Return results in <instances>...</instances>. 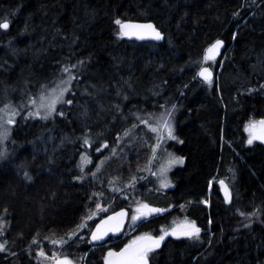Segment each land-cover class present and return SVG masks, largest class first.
<instances>
[{
    "label": "trees",
    "instance_id": "16d2710c",
    "mask_svg": "<svg viewBox=\"0 0 264 264\" xmlns=\"http://www.w3.org/2000/svg\"><path fill=\"white\" fill-rule=\"evenodd\" d=\"M4 19L0 117L6 105L20 114L0 141V264H36V252L57 243L74 263L103 264L109 249L185 218L199 240L168 238L149 264H264V147L245 133L264 119V0H0ZM118 19L152 23L162 43L124 40ZM217 39L225 47L207 84L197 71ZM70 74L64 101L72 103L47 119L29 116L31 101ZM165 108L177 137L166 148L184 162L168 175L172 187L158 191L143 176L154 134L138 117ZM138 202L163 211L85 255L93 223Z\"/></svg>",
    "mask_w": 264,
    "mask_h": 264
},
{
    "label": "snow or ice",
    "instance_id": "6c2138e0",
    "mask_svg": "<svg viewBox=\"0 0 264 264\" xmlns=\"http://www.w3.org/2000/svg\"><path fill=\"white\" fill-rule=\"evenodd\" d=\"M117 24L121 25V35H136L142 38L144 35H151L156 40L163 39V34L151 23L144 24V25H129V24H122V22L118 19L116 20ZM9 22L7 19H4L0 22V29H8ZM127 29H137V31H127ZM223 45V41L217 39L214 44L210 46L208 52H211L213 55H205V60L214 59L215 54L218 53L220 47ZM72 67H75L73 65ZM65 72H69L68 68L64 69ZM199 75L203 77L206 82L211 83V76L212 73L206 67H201ZM75 77L69 75L68 81H61V84H68L72 79ZM45 87V86H42ZM68 91L67 87H56L49 90L48 94L45 95L44 92L40 94V103L37 106V110L35 112H30L29 116H40L41 119H47L53 113L56 112V106L60 102H66L71 104V100L64 101V94ZM31 103L36 105V101L32 100ZM9 106L6 105L5 108L7 109ZM163 108V105H161ZM175 105H172V109H175ZM41 110H43V115L41 116ZM20 112L18 110L13 109L11 115H19ZM60 115H64L63 112L59 113ZM172 111L166 110L164 113L161 114L160 117L155 118V122H151L150 120H146L143 117H138L140 122L145 124L150 128L153 133H158L156 139L157 141H162L166 137L170 139H177V137L173 134L174 128L171 122ZM15 121L11 118L7 119L6 121L3 117H0V141L6 140L9 138V131L10 129L7 127L8 125L14 124ZM245 130L249 133L248 143L252 144L254 140H264V119L259 121H250L248 125H246ZM127 134V133H125ZM84 144H89V139L87 137L84 138ZM182 143V141H181ZM153 152H155L156 148L159 147V143L153 145ZM97 151L100 149L97 148ZM4 152H0V158L4 157ZM168 166H171L175 163H183L184 157L182 156H174L173 154H168ZM82 159L85 162H90L87 157L82 156ZM83 171V168L81 169ZM162 179L160 180L162 187H168L169 182L167 181L166 173L167 168L162 167L160 169ZM155 175V173H154ZM26 179H31L27 172H25ZM80 179V177H77ZM223 184V181H221ZM225 198H229V194L227 192V188H225ZM97 208H100V205H96ZM6 211V210H5ZM163 209L153 208L148 204H141L136 209V214L132 216V220L135 221L141 216H148L154 212H161ZM243 215V213H241ZM126 214L121 211L119 213H115L113 216L107 218V220L101 221V224L96 226V230L92 232V240L93 241H101L109 232H118L123 223V217ZM89 219L91 217H88ZM86 225H79L78 227H85ZM201 229L197 227L196 222L194 220L189 221L187 218L178 225L177 227H173L170 230H161V234L158 236H153L150 234H143L141 236H137L134 240L130 241L126 244L122 249L118 252L112 249H109L107 254L104 256L105 264H149V254L152 253L155 249H158L161 245V242L165 239L166 236L169 234L173 236H183L188 238H194L199 240L200 238ZM70 236L75 235V233H70ZM35 242V241H34ZM53 243H56L53 241ZM66 243V241L64 242ZM5 244L0 243V250H4ZM39 256H45V252L40 250L38 252ZM56 264H73V261L65 256L62 260H57Z\"/></svg>",
    "mask_w": 264,
    "mask_h": 264
},
{
    "label": "rangeland",
    "instance_id": "374dc122",
    "mask_svg": "<svg viewBox=\"0 0 264 264\" xmlns=\"http://www.w3.org/2000/svg\"><path fill=\"white\" fill-rule=\"evenodd\" d=\"M202 64L205 65L206 64L205 61ZM204 65H201V67L204 66ZM213 65H214V62L213 63L211 62V65H209V66H211V68H212ZM199 71L200 70L197 71V75H198ZM213 82H214V79L211 80V83L207 82V84H212ZM215 83H217L216 80H215ZM68 84H66V85L63 84V85H61L59 87H67L68 88ZM44 94L47 95L46 93H44ZM39 103H40V99L37 101L36 105H33L31 103V106H33V108H32V111L31 110H29V111L30 112H35L37 110V106H38ZM12 110H13V108H9V107L7 109L5 108L2 111V113H1V117H3V119L5 121L7 119H9V118L14 119L15 116L11 115ZM166 110H169V109H166V108L165 109H162L161 111L157 112L156 115L147 116L144 119L150 120L151 122L154 123L155 122V118L160 117L161 114L164 113ZM42 115H43V110H41V116ZM35 117L41 119L40 116H35ZM171 122H172V125H173V128H174V113L173 112H172ZM245 128H246V125H245ZM146 129H148L150 132H152L148 126H146ZM245 133L247 134V136L249 138V133L246 130H245ZM153 134H154V144H152L150 146L151 147L150 148L151 149V153L148 154V156L149 155L150 156L148 157L147 163H145L144 166H143V171H144V175L143 176L146 177V178L147 177L152 178L153 182L156 184V189L158 191H165V190L170 189L172 187V184H171L170 179H169V176H168L169 173L173 169H175L178 166H180L181 163H175V164H172L171 166H168V158H169L168 157V154L170 152L167 150L166 146H167L168 142L174 141V139L167 138L166 137V133H165V139L158 142L157 139H156L158 133H153ZM157 143H159V147L156 148L155 152H153V147L152 146L153 145H156ZM145 147L146 146L144 145V148ZM132 148H134V146H132ZM102 150L103 149L101 147V149L99 151H97V153L101 152ZM131 156H134V154H132ZM132 160H133V157H130V162L131 163H132ZM88 163L89 162H85V164H88ZM162 167H166L167 168V171H166V173H164V175H166L167 181L169 182L168 187H162L161 186V183H160V180L162 179V175H161L160 169ZM154 173H155V175H154ZM118 193H119V191H117V194ZM207 196H206V198H207ZM200 203L202 204V206H208L207 199H204V200L200 201ZM139 205H141L140 202L134 203V205L131 206L130 213H129V223H128V227L126 229V232H125L124 236L121 239H123V238L126 239V238L130 237L132 235V232H133L131 230H133L140 222L145 221V220L149 219L150 217H152L155 213H158V212H154V213H152L151 215H148V216H141L137 220L133 221L132 220V216L136 214V209H137V207ZM81 229H83V227H81ZM109 245H110V243L107 244V245H105L104 247H107ZM59 246H60V243H57L55 246H53L51 248L46 247V249H43V251L45 252V256H39L38 255V252L40 250H38L36 252V261H35L36 264H55L57 262V260H62L64 258V256L62 255V252H61V249H60ZM87 253L88 252H86L85 255H87ZM80 261L83 262V259L80 260ZM79 262L77 261L76 263H73V264H80Z\"/></svg>",
    "mask_w": 264,
    "mask_h": 264
},
{
    "label": "water",
    "instance_id": "95a60500",
    "mask_svg": "<svg viewBox=\"0 0 264 264\" xmlns=\"http://www.w3.org/2000/svg\"><path fill=\"white\" fill-rule=\"evenodd\" d=\"M122 24H129V25H144V24H149V22H132V21H127V22H122ZM119 29H120V32H121V25H119ZM1 30H2V31H5L6 29H1ZM127 31H137V29H127ZM122 37H123V39L126 40V41H132V42H137V43H142V42H152V43H155V44H160V43H162V41H163V39H161V40H156V39H155L154 37H152L151 35H144L142 38H140V37H138V36H136V35H122ZM213 44H214V43H213ZM224 47H225V45H224V43H223V45L220 47L218 53L215 54L214 59H209V60H206V61H208V62H212V61H217V60H219V58H220V56H221V54H222V52H223V50H224ZM209 48H210V47H209ZM209 48H208V49H209ZM208 49L206 50L205 55H206V54L209 55V56L213 55L211 52H208ZM205 55H204V57H205ZM208 69H209V68H208ZM209 71L212 73V71H211L210 69H209ZM199 72H200V71H199ZM212 77H213V73H212L211 79H212ZM198 79L201 80V81H205V80L203 79V77L199 75V73H198ZM255 141H256L258 144H260L261 146L264 147V140H255ZM217 186H218L219 193H220V196H221L223 202H224L225 204H227L228 201H229V198H228V199L225 198V188H227V192H228L229 197H230V192H229V189H228L227 185H226L224 182H223V184H221V181H218V182H217ZM121 211H123L126 215L123 217V223H122V226H121L120 230H119L118 232H115V233H113V232H109V233L103 238V240H101V241H93V240H92V232H94V231L96 230V226L99 225V224H101V221L107 220L108 217L113 216L115 213H119V212H121ZM126 222H127V211H126V210H123V209L118 210V211H115V212H113V213H111V214H108V215L102 217L100 220H98V221L95 223V225L93 226V228H92V230H91V232H90V234H89V237H88V240H89V243H90L89 251L92 250V249H94V248H100V247H103V246L107 245L109 239H117V238H120V237L123 235V233H124L125 226H126ZM168 238H179V239H180V238H188V237H183V236H179V237H178V236H173V235L169 234L168 236L165 237V239L161 242V244H162L166 239H168ZM122 248H123V247H122ZM122 248H121V249H122ZM118 251H119V250H118ZM118 251H117V252H118ZM55 264H56V263H55ZM103 264H105V261H104Z\"/></svg>",
    "mask_w": 264,
    "mask_h": 264
},
{
    "label": "bare ground",
    "instance_id": "6f19581e",
    "mask_svg": "<svg viewBox=\"0 0 264 264\" xmlns=\"http://www.w3.org/2000/svg\"><path fill=\"white\" fill-rule=\"evenodd\" d=\"M56 44V43H55ZM55 48V47H54ZM56 50V49H55ZM54 53V52H53ZM198 68V67H197ZM200 68V67H199ZM220 70V69H219ZM221 71V70H220ZM217 75V74H216ZM218 75H219V73H218ZM216 78V77H215ZM218 83H220V82H218ZM219 91V90H218ZM172 108V107H171ZM32 122V121H31ZM34 125H36V124H34ZM146 126V125H145ZM132 129V128H131ZM129 130V129H128ZM144 130V129H143ZM133 132V131H132ZM117 136V135H116ZM142 136V135H141ZM134 137V136H133ZM136 138V137H135ZM119 139V138H118ZM138 139V138H137ZM116 140V139H115ZM127 142V141H126ZM95 143V142H94ZM120 143V142H119ZM97 144V143H96ZM122 144V143H121ZM120 144V145H121ZM128 144H129V142H128ZM130 144H131V142H130ZM99 146V145H98ZM128 146V145H127ZM131 146V145H130ZM125 147V146H124ZM143 147V146H142ZM171 147V146H170ZM114 149H116V148H114ZM141 150H142V148H141ZM172 150V149H171ZM130 151H131V149H130ZM22 152V151H21ZM122 152V151H121ZM134 152H136V151H134ZM124 153V152H123ZM80 154V153H79ZM118 154V153H117ZM125 154V153H124ZM128 154V153H127ZM112 155H113V153H112ZM140 155V154H139ZM150 156V155H149ZM149 156H147V157H149ZM118 157H120V155L118 156ZM134 157V156H133ZM114 159V158H113ZM112 159V160H113ZM122 159H124V158H122ZM91 160V159H90ZM128 160H130V159H128ZM75 161V160H74ZM123 161V160H122ZM125 161V160H124ZM144 161V160H143ZM150 161V160H149ZM145 162V161H144ZM74 163V162H73ZM102 163V162H101ZM32 164V163H31ZM125 164V163H124ZM145 164V163H144ZM19 165V164H18ZM119 165V164H118ZM130 165V164H129ZM133 165V164H132ZM142 165V164H141ZM78 166V165H77ZM101 166V165H100ZM124 166V165H123ZM28 167H29V165H28ZM30 167H32V166H30ZM75 167V166H74ZM104 167V166H103ZM115 167H116V165H115ZM134 167V166H133ZM132 167V168H133ZM111 168V167H110ZM118 168H120V167H118ZM142 168V167H141ZM140 168V169H141ZM22 169V168H21ZM20 169V170H21ZM29 169V168H28ZM117 169V168H116ZM122 169V168H121ZM137 169H138V167H137ZM145 169V168H144ZM123 170V169H122ZM135 170V169H134ZM139 170V169H138ZM29 171V170H28ZM121 171V170H120ZM136 171V170H135ZM142 171V170H141ZM27 172V171H26ZM114 172V171H113ZM117 172V171H116ZM140 172V171H139ZM19 173V172H18ZM21 173V172H20ZM121 173V172H120ZM22 174H23V172H22ZM29 174V173H28ZM115 174V173H114ZM16 175V174H15ZM25 175V174H24ZM121 175V174H120ZM20 177H21V174L19 175ZM135 177V176H134ZM17 179H19V178H17ZM136 180V179H135ZM145 180V179H144ZM150 180H152V179H150ZM127 181V180H126ZM129 182V181H128ZM146 183V182H145ZM123 186V185H122ZM121 186V187H122ZM129 186V185H128ZM117 187V186H116ZM146 187H147V185H146ZM149 187V186H148ZM108 188V187H107ZM115 188V187H114ZM152 188V187H151ZM136 190V189H135ZM139 190V189H138ZM111 191V190H110ZM157 191V190H156ZM113 192V191H112ZM144 192V191H143ZM111 193V192H110ZM135 194V193H134ZM115 195V194H114ZM124 195V194H123ZM144 195V194H143ZM125 196V195H124ZM113 198H114V196H113ZM141 198V197H140ZM136 199V198H135ZM204 200V199H203ZM128 201H130V199L128 200ZM207 203H208V200H207ZM200 205H202L201 203H199ZM115 205V204H114ZM122 205V204H121ZM132 205V204H131ZM130 207V206H129ZM205 207H208V206H205ZM117 208V207H116ZM114 209V208H113ZM92 221V220H91ZM93 225H94V223H93ZM83 234V233H82ZM68 235V234H67ZM66 244V243H65ZM28 251V250H27ZM76 251V250H75ZM82 251V250H81ZM30 252V251H29ZM60 252V251H59ZM62 252V251H61ZM50 253V252H49ZM81 257V256H80ZM86 258V257H85ZM74 259V258H73ZM78 261V260H77Z\"/></svg>",
    "mask_w": 264,
    "mask_h": 264
},
{
    "label": "flooded vegetation",
    "instance_id": "af4514ba",
    "mask_svg": "<svg viewBox=\"0 0 264 264\" xmlns=\"http://www.w3.org/2000/svg\"><path fill=\"white\" fill-rule=\"evenodd\" d=\"M90 232V231H89ZM89 232H88V235H89ZM1 262V261H0Z\"/></svg>",
    "mask_w": 264,
    "mask_h": 264
}]
</instances>
